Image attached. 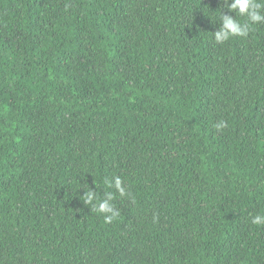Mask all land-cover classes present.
Listing matches in <instances>:
<instances>
[{
	"label": "trees",
	"instance_id": "16d2710c",
	"mask_svg": "<svg viewBox=\"0 0 264 264\" xmlns=\"http://www.w3.org/2000/svg\"><path fill=\"white\" fill-rule=\"evenodd\" d=\"M220 11L0 0V264H264V23Z\"/></svg>",
	"mask_w": 264,
	"mask_h": 264
},
{
	"label": "clouds",
	"instance_id": "9594fccd",
	"mask_svg": "<svg viewBox=\"0 0 264 264\" xmlns=\"http://www.w3.org/2000/svg\"><path fill=\"white\" fill-rule=\"evenodd\" d=\"M223 7H226L229 12H234L236 17H246L247 21L241 23L237 18L231 15L223 14L220 11V27L214 34V40L218 44L229 41L233 37L246 38L252 30V25L264 23V0H222ZM216 127H227L226 121H221ZM108 188H114L113 191H106L104 198L97 201L96 191L89 189L85 191L84 204L95 208L99 213L104 214L106 223H111L120 215L119 211L113 204L116 194L120 197L130 195L125 187L124 181L121 177L116 176L111 181H107ZM94 201H97L94 203ZM251 223L256 226H264V215L257 214L251 217Z\"/></svg>",
	"mask_w": 264,
	"mask_h": 264
}]
</instances>
